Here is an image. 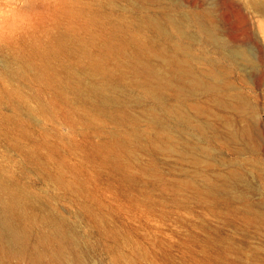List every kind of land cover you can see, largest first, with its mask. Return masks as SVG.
Returning <instances> with one entry per match:
<instances>
[{
  "label": "rangeland",
  "instance_id": "1",
  "mask_svg": "<svg viewBox=\"0 0 264 264\" xmlns=\"http://www.w3.org/2000/svg\"><path fill=\"white\" fill-rule=\"evenodd\" d=\"M194 13L209 16L207 32ZM210 30L243 48L255 67L206 42ZM60 36H94L97 47L100 36L145 37L156 72L132 61V46L124 64L102 60L97 51L54 52ZM177 43L192 53L177 51ZM20 50L34 54L46 79L20 67ZM170 62L189 63L200 84H219L209 92L182 89ZM108 81L120 89L118 101L85 99L90 85ZM193 104L205 108L204 119L217 130L208 140L195 129L201 117ZM173 105L192 120L181 123L175 137L197 148L200 159L168 145L162 126L147 114L173 124L164 113ZM251 124L257 127L251 144L229 134ZM234 169L246 175L244 196L201 190L204 177L222 184ZM0 176L47 202L41 211L69 219L87 248L86 264H264V0L18 5L15 21L0 18ZM6 261L0 256V264ZM5 264L32 263L12 257Z\"/></svg>",
  "mask_w": 264,
  "mask_h": 264
},
{
  "label": "bare ground",
  "instance_id": "2",
  "mask_svg": "<svg viewBox=\"0 0 264 264\" xmlns=\"http://www.w3.org/2000/svg\"><path fill=\"white\" fill-rule=\"evenodd\" d=\"M193 16L200 29L207 32L204 18L209 19V16L204 15L205 17L203 18L197 13H194ZM180 22L181 20L172 18L170 24L178 28L181 25ZM210 31L208 33L213 36H205L206 42L213 44L229 60H243V62L255 67V61L243 48L235 45L232 41L230 42V39L216 36L217 33L214 30ZM98 41L101 42L100 47H97V40L94 36H60L52 44L54 52L56 50H67L73 53H81L85 56H92L93 52L97 51L98 57L102 60L112 58L117 60L119 64L125 63L127 48L132 46L134 54L132 61L149 74L156 72L146 55V50L151 48L147 38L134 37L133 40H129L123 36H100ZM205 41L202 42L204 43ZM233 46H236L235 49L228 52V49ZM32 49L38 54L37 48L33 47ZM176 50L187 54L192 53L191 47L184 46L181 43H177ZM44 52L40 53L43 54ZM16 55L22 60L21 68L35 69L37 78L41 80L47 78L43 69L36 66L32 58L34 54L31 52L27 54L24 50H20L17 51ZM212 62L216 63L217 61L212 59ZM170 63L172 64L171 67L176 68L179 72V82L176 85L182 89H186L189 92H194L198 89L209 92L216 88V84H219L217 80L214 81L215 83L200 84L197 75L194 73L195 71L193 72L188 67L191 66L189 63H183L182 65ZM183 79H186V82ZM161 81H165L169 87H172L174 83L168 78H161ZM119 93L120 89L108 81L98 85H90L86 89L85 94L83 93V96L97 105L99 103L100 105H105L118 101L121 97ZM97 96H99V99L96 98ZM239 100L241 102L246 101L243 97H239ZM190 108L195 111L197 116L201 117L199 119L200 122L195 125V129L205 136L204 140H208L210 134L215 136L216 128L212 123L204 119L207 114L205 108L199 104H193ZM164 113L174 120L173 124L166 123L165 118L159 117L155 112L147 113L152 122L162 126L163 130L161 132L166 137L164 141L168 145H178L183 150L192 151L195 157L200 159L196 152L197 148L192 147L188 142H181L174 134L175 132H180L181 123L189 124L192 121L188 113L182 109L181 105L170 106L165 109ZM256 129V124H251L247 127L232 130L229 134L234 138L242 139L245 144H251ZM200 150L202 149L200 148ZM244 179H246V175L242 171L230 170L222 184H218L213 178L204 177L201 190H204L209 195H215L216 191H222L228 194L244 196L245 193L242 190V181ZM43 204L48 206L47 202H43L37 194L26 187L11 185L9 182L8 185L0 183V256L7 260L5 263L9 262L12 257H16L21 261L32 264H86L85 251L87 248L82 245V240L78 235V231L74 229L73 224L64 216L41 211ZM46 226L48 230H45Z\"/></svg>",
  "mask_w": 264,
  "mask_h": 264
},
{
  "label": "clouds",
  "instance_id": "3",
  "mask_svg": "<svg viewBox=\"0 0 264 264\" xmlns=\"http://www.w3.org/2000/svg\"><path fill=\"white\" fill-rule=\"evenodd\" d=\"M26 0H0V18H9L15 21L17 18V7L23 5Z\"/></svg>",
  "mask_w": 264,
  "mask_h": 264
}]
</instances>
